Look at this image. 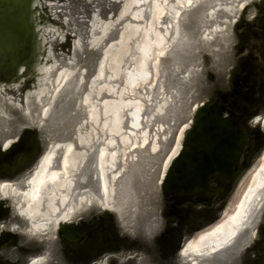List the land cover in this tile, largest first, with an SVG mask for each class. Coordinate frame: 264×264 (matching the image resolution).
<instances>
[{
    "label": "water",
    "instance_id": "95a60500",
    "mask_svg": "<svg viewBox=\"0 0 264 264\" xmlns=\"http://www.w3.org/2000/svg\"><path fill=\"white\" fill-rule=\"evenodd\" d=\"M4 4L9 7V3ZM21 6L25 7L18 39L21 44L10 57V76L25 64L34 29L32 0H25ZM253 7L257 15L249 20L242 16L218 48L213 38L202 39L209 29L199 18L201 7L182 16L181 38L163 63L175 64L173 74L172 68L166 69V80L177 85L179 115L189 103V114L196 104L198 108L162 183L158 184V174L155 183L150 181L158 157L144 154L143 166L140 161L129 166L113 210L92 205L78 212L72 222L62 223L57 231L41 238L32 235L30 221L21 217L11 199L3 200L0 264H29L30 259L45 253L43 264H187L182 253L187 241L220 219L264 152V0ZM5 25L8 21L4 20L3 35L18 33ZM195 35V43L190 45L188 41ZM70 111L71 103L62 97L49 115L43 118L41 114L36 123L28 117L27 109L23 114L12 110L10 119L0 114V124L4 125L0 133V181L23 188L39 155L52 144L71 141L70 134L77 133L83 115L79 111L70 115ZM20 131L23 135H17L12 149L4 150V139ZM121 205L132 215L134 227L130 230L121 220ZM152 223L156 229L149 233L148 224ZM14 226L19 231H14ZM234 248L236 244L227 252ZM262 249L264 236L243 256L253 264H264V255L253 257L254 251Z\"/></svg>",
    "mask_w": 264,
    "mask_h": 264
},
{
    "label": "rangeland",
    "instance_id": "374dc122",
    "mask_svg": "<svg viewBox=\"0 0 264 264\" xmlns=\"http://www.w3.org/2000/svg\"><path fill=\"white\" fill-rule=\"evenodd\" d=\"M12 1L15 3L12 4ZM143 1L32 0L31 24L34 29L31 34L27 60L18 69L19 72L12 73L10 76L8 70L10 57L14 56L19 48L18 44H21L18 39L25 12V7L21 5L25 0H0V114L7 115L10 119L12 110H18L20 114H23L24 109H27L28 117L34 119L36 123L41 114L43 118L49 115L57 99L64 97L65 101L71 103L70 115H75L77 111L83 115L78 124L77 133L70 134L71 141L64 144L57 143L56 147L50 148L49 163L47 164V157L35 180L23 188L13 183L10 186L0 183L1 198L12 197L10 198L11 205L17 207L21 217L30 221L32 232L38 236L45 237L49 232L57 231V213L63 214V218L72 222L78 212L90 209L92 205L98 204L104 210H113L118 203V197L120 199L119 195L123 190L126 174L130 170L129 166L136 164L137 161H140L143 166L144 154L158 157L155 167L151 170L154 178L150 181L155 183L156 174H158V184L161 183L164 166L178 146L180 132L188 122L194 108L193 106L189 114L191 105L189 103L183 111L181 109L179 115L180 95H178L177 85L175 83L172 85L165 80L166 69L169 67L163 61L178 43L177 23L181 12L192 10L197 6L201 7L203 14L199 18L209 29L202 39L213 38L211 41L218 48L222 39L231 33L235 23L242 16L245 15L246 20H249L257 15V12L255 14L253 11V5L258 0ZM4 3H9V7ZM242 4L244 7L240 9ZM4 20L8 21L5 28L15 29L18 33L12 36L3 35L1 30ZM213 24L215 28L212 27ZM142 31L144 37L141 42ZM195 38L196 35L188 43L194 44ZM154 43L159 46L157 53L159 52L160 58L156 60V74L159 72V75L157 74L151 82L146 83L145 81L149 78L146 65L156 50ZM141 45L143 46L142 51H140ZM143 52L147 60L143 63V56L138 59L140 71L133 79L131 90L120 94L121 73L117 80H114L113 71L119 70L120 66L123 70L137 57V54L143 55ZM195 72H198L197 67ZM60 77L65 80L66 86L62 92L50 100L52 93L58 88L54 82ZM140 83H146V85L143 86L142 91L139 89L141 94H135V87ZM103 86L104 88L100 90ZM113 96L115 100L111 102L112 104H101L102 99L110 100ZM124 101H126L125 104L121 103ZM23 103L26 108L23 107ZM127 123L135 131L136 140L128 144L124 169L118 174L120 176L116 177V185L114 184L116 189L114 188V191L109 194L104 178V166L114 155L117 146L120 150L117 168L121 166L123 144L119 137L123 140L128 139L124 131L128 126ZM42 124L43 122L40 123ZM2 125L0 124V133L3 131L4 125ZM22 135L23 131H20V137ZM141 135L144 138H141ZM151 146L154 147L151 148ZM89 159L91 162L88 166L87 179L80 182L82 167ZM159 166L160 172L158 173ZM147 173L148 169L145 170L144 176ZM55 184L62 186L59 204L54 201ZM257 187L258 194L251 206L254 211L260 204L257 198L260 199L264 195L263 178ZM124 206L121 205V220L124 227L130 230L134 227L133 218L129 214L128 207ZM236 216L237 212L232 217H223L220 223L194 238L184 250L188 263L214 264V260L209 258L213 249H205V247L209 240L218 239L219 235L225 237L227 230L234 226ZM247 223L246 220L243 225ZM154 226L153 223L148 224L149 233L154 232L156 229ZM229 239H231L230 236L224 238L221 245L223 246ZM46 260L47 257L41 255L30 259L29 264H43Z\"/></svg>",
    "mask_w": 264,
    "mask_h": 264
},
{
    "label": "bare ground",
    "instance_id": "6f19581e",
    "mask_svg": "<svg viewBox=\"0 0 264 264\" xmlns=\"http://www.w3.org/2000/svg\"><path fill=\"white\" fill-rule=\"evenodd\" d=\"M146 0H144L143 2H145ZM246 3V2H245ZM248 3V2H247ZM251 3V2H250ZM244 7V4H242V7L240 9H242ZM187 11H183L180 14V19L177 23L178 25V33H179V37H178V42L179 39L181 38V32L182 29L180 28V20L182 19V16L186 13ZM242 12V11H241ZM240 13V12H239ZM173 17V16H172ZM158 20V19H157ZM173 21V20H172ZM169 22V21H168ZM175 22V19H174ZM185 22V21H184ZM172 22H170L171 24ZM36 24V23H35ZM149 25V24H148ZM169 26V25H168ZM173 27V26H172ZM161 29V28H160ZM166 29V28H165ZM163 31V30H162ZM37 33V32H36ZM163 33V32H162ZM172 33V32H171ZM37 35V34H36ZM171 35V34H170ZM178 35V34H177ZM143 37H144V33L142 31V38H141V42L143 41ZM167 40V39H166ZM38 41V39H37ZM170 41V40H169ZM172 41V40H171ZM177 41V40H176ZM174 42V41H173ZM175 43V42H174ZM155 44V43H154ZM166 44V43H165ZM169 45V44H168ZM174 46V45H173ZM142 45L140 48V51H142ZM155 47V51L153 52L152 57L150 58V60L148 61V65L147 69L149 70V78L145 81L146 83L151 82L154 77L159 73L156 74V60L160 58V56L157 53V49L159 48V46H157L156 44L154 45ZM170 47V46H169ZM168 47V48H169ZM173 48V47H172ZM37 49V47H36ZM162 49V48H161ZM159 50V49H158ZM40 51V50H39ZM140 53V52H139ZM146 55L143 52L142 54H137V57L131 61V63H129L123 70L121 69V66L119 68V70H114L113 71V79L117 80V78L119 77L120 73H121V79H122V84L119 86L121 88L120 94L128 92L131 90V85L133 82V79L136 75H138L139 71H140V63H138V59L143 56ZM163 55V54H162ZM147 60V56H145V58L143 59V63H145ZM169 68H172V74L175 70V64L174 65H168ZM20 69V68H19ZM162 69V68H160ZM145 70V69H144ZM164 70V69H162ZM20 71V70H19ZM18 71V72H19ZM161 71V70H160ZM22 72V71H21ZM164 73V72H163ZM17 74V73H16ZM159 75V74H158ZM146 76V75H145ZM167 76V75H166ZM143 77V76H142ZM157 77V76H156ZM162 77V76H161ZM165 78V77H164ZM163 79V78H162ZM166 80V79H165ZM135 82V81H134ZM157 82V81H156ZM166 82V81H165ZM137 83V82H136ZM143 83H140L139 85H137V87H135V94H138L142 91L143 86L146 85ZM174 81L171 83L172 85H174ZM55 85L58 86V88L56 90H54V92L52 93L50 100H52L53 98H55V96L57 94H59L60 92L63 91V89L66 86V82L65 80H62V78H58L55 82ZM54 85V86H55ZM157 85V84H156ZM167 85V84H165ZM106 86V85H105ZM159 87V86H157ZM104 86L101 89H103ZM139 89H141V91H139ZM168 93V92H167ZM141 94V93H140ZM127 97H129L127 95ZM171 97V96H170ZM173 97V96H172ZM152 98V97H151ZM169 98V97H168ZM119 99V98H118ZM161 99V98H160ZM159 99V100H160ZM114 96L112 98H110V100L108 98H104L101 101V104H112L111 102H113ZM124 100V99H123ZM126 100V98H125ZM142 100V99H140ZM145 100V99H143ZM149 100V99H148ZM151 100V99H150ZM166 100V99H165ZM164 100V101H165ZM171 100V99H169ZM176 100V99H175ZM136 101V100H135ZM134 101V104H135ZM146 101V100H145ZM130 102V100H129ZM160 102V101H159ZM174 102V101H173ZM123 104L126 103V101L121 102ZM138 104V101L136 102ZM158 103V102H157ZM162 103V101H161ZM116 104V103H115ZM144 105V104H143ZM147 105V104H146ZM160 105V104H159ZM169 105V103H168ZM162 106V105H161ZM120 107V106H119ZM127 107V106H126ZM125 107V108H126ZM129 107V106H128ZM142 107V106H141ZM166 107V106H165ZM173 107V106H172ZM145 108V106L143 107ZM159 108V107H158ZM198 108V104H196L192 110V114L188 120V122H186V124L183 126L181 132H180V136H179V141H178V146L176 147V149L174 150V152L170 155L168 161L166 162L165 166H164V173L161 179V183L165 178L166 172L170 166V164L172 163V160L179 154L181 148H182V141H183V137H184V133L185 131L191 126L192 124V118H193V114L196 111V109ZM120 109V108H119ZM131 109V107H130ZM168 110V109H167ZM129 111V110H128ZM147 111V110H146ZM159 111V109H158ZM137 112V110H136ZM135 112V114H136ZM162 112V110H161ZM141 113H144L141 111ZM153 113V112H152ZM159 113V112H158ZM128 115V114H127ZM132 115V114H131ZM134 115V114H133ZM149 115V114H147ZM168 115V114H167ZM135 116V115H134ZM151 116V115H149ZM125 117V116H124ZM115 119V118H114ZM260 119V118H258ZM124 120V119H123ZM129 121V120H128ZM167 121V120H166ZM125 123V122H124ZM166 124V122H165ZM127 127H125V134L128 136L127 140H123L122 137H119V140L121 141V143L123 144V150H122V164L120 167L117 168V162H118V157H119V148L117 146L116 151L114 153V155L108 159V161L106 162L105 166H104V178H105V182H106V186L108 189L109 194H111L114 191V184H115V180L117 176L120 172H122V170L124 169V165H125V153L126 150L129 148L130 143H133L134 140H136V134L135 131L131 129V127L129 126V124L127 123ZM164 125V123H163ZM117 127V126H116ZM163 127V126H162ZM164 128V127H163ZM24 128H22L23 130ZM116 129V128H115ZM135 129V127H134ZM116 131V130H115ZM138 131V130H137ZM140 131V130H139ZM160 131H162V129H160ZM159 131V132H160ZM15 133L13 136L8 137L6 139H4V143L7 144L8 142H11V145L16 141L15 138H17V135L19 134ZM116 133V132H115ZM140 133V132H139ZM156 133V132H155ZM119 134V133H118ZM123 134V133H122ZM110 135V134H109ZM116 135V134H115ZM13 137V138H12ZM109 137V136H108ZM115 137V136H114ZM126 137V136H125ZM154 137V136H153ZM110 138V137H109ZM141 138L142 137L141 135ZM140 138V139H141ZM154 139V138H153ZM160 139V138H159ZM151 140V139H150ZM113 141V140H110ZM140 141V140H139ZM138 141V142H139ZM144 141V140H143ZM161 141V139H160ZM109 142V141H108ZM115 142V141H114ZM142 142V141H140ZM144 143V142H143ZM160 143V142H159ZM114 144V143H113ZM129 144V145H128ZM152 144V143H151ZM10 145V147H11ZM142 145V144H141ZM147 145V144H146ZM160 145V144H159ZM57 144H52L49 148H47L41 155H39L38 157V161L36 163V166L34 167V169L32 170L31 175L33 176H29V178L27 179V184L31 183L33 180H35V177L37 176L38 172L40 171V169L42 168V165L44 164V162L46 161L47 157H48V153L50 151L51 147H56ZM116 146V145H115ZM149 146V145H147ZM154 146H151V148ZM159 147V146H158ZM162 147V146H161ZM12 149V148H9ZM149 149V148H148ZM5 150V149H4ZM56 150V148H55ZM156 150V149H155ZM153 151V150H152ZM156 152V151H155ZM153 152V153H155ZM52 154V153H51ZM152 154V153H151ZM110 155V154H109ZM153 155V154H152ZM51 156V155H50ZM47 159V164L49 163V158ZM139 159V158H138ZM135 160V159H134ZM91 159L88 160V162L84 165V167H82V171L80 173V177H79V181L80 182H84L87 179V172H88V166L90 165ZM112 162V163H111ZM128 162V161H127ZM111 163V164H110ZM263 165V167H261ZM48 167V166H47ZM47 170V168L45 169ZM103 171V170H102ZM35 174V175H34ZM125 175V174H124ZM123 175V176H124ZM39 177V176H38ZM119 178V177H118ZM124 178V177H123ZM264 179V152L262 153L261 157L259 159H257L254 163V165L252 166V168L250 169V171L246 174V176L244 177L243 181L240 183L237 191L233 194L231 201L229 203V205L227 206V208L225 209L224 212L221 213L220 219L215 222L214 224L198 231L190 240L187 241L186 245L184 246V250L186 248V246L188 244L191 243V241L198 237L202 232H204L205 230H207L208 228L220 223V221L223 220V217H232L233 215L236 214L237 212V216L235 218L234 221V226H232L229 230H227L226 235L224 237H221L219 235L220 238L218 239H211L208 241L205 249H213V251L210 253L209 258L214 260V264H253L252 261L253 260H248V258H246L245 256H243V253L245 252V250H247L248 247L253 248L255 243H258L260 240L263 239L264 236V195L263 197H261L260 199L257 198V200H260V204L259 207L254 211L252 209V203L255 200V196L258 194V190H257V184L261 181V179ZM118 181V180H117ZM4 183L6 184V186H10L12 183L8 180H1L0 183ZM124 182V181H123ZM160 183V184H161ZM56 185V184H55ZM54 185V186H55ZM116 185V184H115ZM52 186V187H54ZM53 189V188H52ZM62 186H57L54 189V201L59 204L60 203V192H61ZM116 189V188H115ZM260 189V188H259ZM263 190V189H262ZM118 194V192H117ZM119 195V194H118ZM8 198H12V197H8ZM6 198V199H8ZM111 198V197H110ZM113 198V196H112ZM6 199H2L0 196V202ZM109 199V198H108ZM111 201V200H110ZM43 202H41L42 204ZM114 203V202H113ZM45 212V211H44ZM123 212V210H122ZM46 213V212H45ZM44 215V214H43ZM63 214L61 213H57V217H58V227L62 224V223H70L68 220H66L65 218L62 217ZM49 216V215H48ZM54 216V215H53ZM248 221V223L246 225H243L244 221ZM14 231H19L18 227L14 226ZM30 232L32 233L33 236H36L38 238H41L43 236H38L35 233L32 232V227H31V223H30ZM227 236H230L231 239L228 240L227 243L223 244V246L221 245L222 242L224 241V238H226ZM210 239V238H209ZM205 244V243H204ZM236 244V248H234V250L230 253L227 252V248L232 247L233 245ZM184 250L182 251L183 255H184ZM264 249L262 250H256V252L254 251L253 257L255 256H259V255H264ZM226 251V252H224ZM44 256H46V253L44 254ZM185 257V255H184ZM43 259V258H42ZM186 259V258H185ZM45 260V259H44ZM30 263V262H29ZM186 263H188V260L186 259Z\"/></svg>",
    "mask_w": 264,
    "mask_h": 264
},
{
    "label": "flooded vegetation",
    "instance_id": "af4514ba",
    "mask_svg": "<svg viewBox=\"0 0 264 264\" xmlns=\"http://www.w3.org/2000/svg\"><path fill=\"white\" fill-rule=\"evenodd\" d=\"M88 66V65H87ZM87 66H85V68L88 70V67ZM95 67L97 68V65H95ZM95 71H96V69H95ZM94 71V72H95ZM94 74V73H93ZM12 142V141H11ZM11 142H8L7 144H5V146H4V149L5 150H7V147H10V145H11Z\"/></svg>",
    "mask_w": 264,
    "mask_h": 264
}]
</instances>
